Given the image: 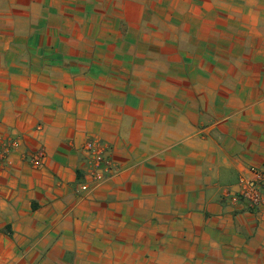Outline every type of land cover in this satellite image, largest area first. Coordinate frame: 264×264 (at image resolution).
<instances>
[{
    "label": "crops",
    "instance_id": "1",
    "mask_svg": "<svg viewBox=\"0 0 264 264\" xmlns=\"http://www.w3.org/2000/svg\"><path fill=\"white\" fill-rule=\"evenodd\" d=\"M263 163L264 0H0V264H264Z\"/></svg>",
    "mask_w": 264,
    "mask_h": 264
},
{
    "label": "built area",
    "instance_id": "2",
    "mask_svg": "<svg viewBox=\"0 0 264 264\" xmlns=\"http://www.w3.org/2000/svg\"><path fill=\"white\" fill-rule=\"evenodd\" d=\"M13 143V142H12ZM12 145H15L14 143ZM86 149L94 152L97 167H111V160L105 154L106 146L97 140L87 143ZM44 152L38 151L33 154L31 161L33 164L42 166L44 163ZM87 189L86 185L81 187ZM229 200L243 204V209L249 212H257L264 208V163L260 166H251L248 175H242L238 182V188L229 191Z\"/></svg>",
    "mask_w": 264,
    "mask_h": 264
},
{
    "label": "rangeland",
    "instance_id": "3",
    "mask_svg": "<svg viewBox=\"0 0 264 264\" xmlns=\"http://www.w3.org/2000/svg\"><path fill=\"white\" fill-rule=\"evenodd\" d=\"M158 1V0H157ZM12 143V142H11Z\"/></svg>",
    "mask_w": 264,
    "mask_h": 264
}]
</instances>
